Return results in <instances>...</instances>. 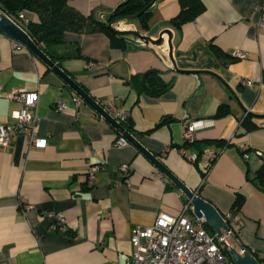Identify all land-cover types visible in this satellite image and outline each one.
<instances>
[{
    "label": "crops",
    "instance_id": "0c3cea01",
    "mask_svg": "<svg viewBox=\"0 0 264 264\" xmlns=\"http://www.w3.org/2000/svg\"><path fill=\"white\" fill-rule=\"evenodd\" d=\"M122 1L70 4L105 17ZM201 1L203 8L179 27L170 25L179 0H155L146 29L132 22L119 28L154 38L169 28L171 57L166 34L161 45L124 35L122 46L102 31L65 32L53 53L103 107L125 111L130 132L221 214L241 198L233 211L237 238L264 258V180L254 179L264 158V28L256 26L264 0ZM236 49L246 56L236 57ZM150 71L169 83L156 96L137 91L139 76ZM15 90H38L36 131L47 144L28 147L20 133L0 144V264H129L132 227L152 224L160 212L178 216L188 199L133 144L116 145L122 135L110 122L82 98L76 103L58 74L0 30V123L14 122L20 103L9 94ZM223 104L228 111L216 115ZM194 119L214 124L184 142L185 123ZM208 149L217 153L210 162L201 157ZM188 152L197 158L190 161ZM91 164L98 165L93 180ZM50 212L63 214L66 230L52 228Z\"/></svg>",
    "mask_w": 264,
    "mask_h": 264
},
{
    "label": "built area",
    "instance_id": "2783aa9c",
    "mask_svg": "<svg viewBox=\"0 0 264 264\" xmlns=\"http://www.w3.org/2000/svg\"><path fill=\"white\" fill-rule=\"evenodd\" d=\"M257 7L259 19L256 26L264 28V1ZM2 13L0 10V14ZM12 44L15 47H25L14 39H12ZM234 55L242 58L246 56V52L236 49ZM251 82L250 78L243 80V83L247 85ZM9 97L19 102L20 106L12 111L11 115L14 119L12 124L0 123V144L8 146L11 143V136L14 133H20L25 137L28 147L44 148L47 138L38 135L36 131L38 90H15L9 94ZM74 100L78 103L79 97L75 96ZM55 106L57 109H62L65 104L58 102ZM105 109L118 122L127 115L125 111L116 110L113 105ZM213 124L211 119L187 121L183 131L184 142H194L197 131ZM127 142L123 136L115 140L116 145H124ZM216 154L214 150L208 149L202 153L201 157L210 162ZM258 154L261 153L258 152ZM187 156L190 161L197 158V154L192 152H188ZM244 156L247 157V154ZM97 169L98 165H89L87 176L90 180L95 178ZM120 169L124 174L128 173L127 164H122ZM21 206L29 209L32 204L22 202ZM186 211L191 212L189 203L182 207L178 216L160 212L152 224L133 226L130 235L133 250L129 264H235L227 254L231 247H235L241 254L247 251L235 236L239 223L237 216L231 210L223 215L227 228H221V233L214 232L213 234L206 230L207 222L203 217H197L192 212L186 215ZM49 215L53 218V229L66 230L62 213L50 212Z\"/></svg>",
    "mask_w": 264,
    "mask_h": 264
},
{
    "label": "trees",
    "instance_id": "16d2710c",
    "mask_svg": "<svg viewBox=\"0 0 264 264\" xmlns=\"http://www.w3.org/2000/svg\"><path fill=\"white\" fill-rule=\"evenodd\" d=\"M149 1L123 0L105 17L84 14L72 6L70 0H0V10L17 22L28 33L33 42L55 61L57 55L53 53V47L63 41V34L68 31L75 33L102 31L109 35L111 44L123 46L124 36L110 30L108 23L118 16H125L139 11ZM179 3V11L170 20L172 27H179L183 22L192 19L203 8L201 0H179ZM150 13L151 7L137 17L126 21L135 23L137 29L144 30L147 28ZM79 55L80 53L77 51L75 56ZM262 81H264V70H262ZM77 83L87 91L83 85ZM136 86L138 92L156 96L163 93L169 87V83L164 81L157 72L150 71L139 76ZM227 111L225 104L220 105L216 115H223ZM246 118L250 119V116L246 115L244 119ZM170 119L172 118H163L160 123ZM119 122L127 131L132 130L133 125L128 118V114ZM254 179H257L258 183L264 180V158L261 160ZM240 204L241 198L237 197L231 211L238 209ZM205 228L210 234L214 233L208 223H206ZM235 236L237 237L236 233ZM241 245L243 244L241 243ZM246 250L250 252L247 248ZM250 253L257 258L260 264L264 263V258H260L252 252ZM227 254L230 256L229 252Z\"/></svg>",
    "mask_w": 264,
    "mask_h": 264
},
{
    "label": "water",
    "instance_id": "95a60500",
    "mask_svg": "<svg viewBox=\"0 0 264 264\" xmlns=\"http://www.w3.org/2000/svg\"><path fill=\"white\" fill-rule=\"evenodd\" d=\"M154 2L155 0H150L139 11L114 18L108 23V27L118 35H133L140 40H143L144 43H151L153 45H161L165 41L164 35L166 34V41L169 46V56L171 57V30L169 28H163L160 30L158 36L154 38L148 34H143L137 29H119L115 26V23L121 20L137 17L142 12L148 10ZM0 30L24 45L25 48L45 62L70 88L73 89L78 97L82 98L92 106L99 114H101V116L110 122V124H112L128 142L133 144L141 153H143L186 196L191 205V212L195 216L203 217L216 233H221V228H227V223L223 218V214H221V212H219L210 201L199 195L197 190L188 187L180 178H178L165 166L159 157L148 150L133 133L127 131L120 122H118L99 102L95 100L92 95L85 91L67 72H65L57 62L45 54L19 24L3 13L0 14ZM229 254L235 264H260L257 258L248 251L241 254L235 247H231Z\"/></svg>",
    "mask_w": 264,
    "mask_h": 264
},
{
    "label": "rangeland",
    "instance_id": "374dc122",
    "mask_svg": "<svg viewBox=\"0 0 264 264\" xmlns=\"http://www.w3.org/2000/svg\"><path fill=\"white\" fill-rule=\"evenodd\" d=\"M125 23H128V22H123V23H121L120 25H118L117 27L118 28H121V27H123L124 25H125ZM135 24V23H134Z\"/></svg>",
    "mask_w": 264,
    "mask_h": 264
}]
</instances>
